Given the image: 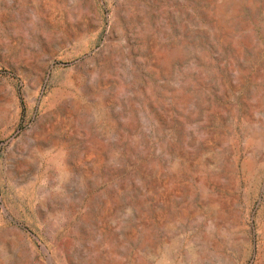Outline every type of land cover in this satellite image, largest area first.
<instances>
[{"label": "rangeland", "instance_id": "1", "mask_svg": "<svg viewBox=\"0 0 264 264\" xmlns=\"http://www.w3.org/2000/svg\"><path fill=\"white\" fill-rule=\"evenodd\" d=\"M0 264H264V0H0Z\"/></svg>", "mask_w": 264, "mask_h": 264}]
</instances>
